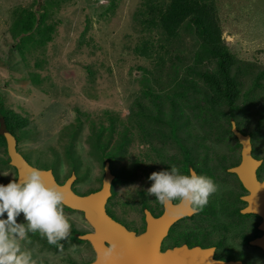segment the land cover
<instances>
[{"label":"rangeland","instance_id":"1","mask_svg":"<svg viewBox=\"0 0 264 264\" xmlns=\"http://www.w3.org/2000/svg\"><path fill=\"white\" fill-rule=\"evenodd\" d=\"M141 2L144 0H0V101L29 121L28 133L20 139L18 151L35 167L49 165L52 175L60 181L74 169L78 180L72 185V190L77 195L99 188L103 175L100 154L91 145V131L101 125L109 126V119L112 118L117 134L127 125L134 101L140 99L144 104L148 103L141 97L146 83L138 67L153 72L154 77L161 75L159 70L154 69L155 61L140 57L133 50L147 38L141 33L134 17ZM214 2L222 39L245 74V89L250 84L251 72L264 69V0ZM37 3L49 5L45 24L54 29L52 39L44 46L39 45L38 34H12V31L18 34L15 22L20 10L30 8L42 13ZM180 42L178 49L182 50L179 54L185 58L181 68L184 70L185 64H191L190 52L197 49L194 48L193 36L187 33L181 36ZM30 49L37 50L28 54ZM157 54L164 56L162 51ZM155 56L156 53H153ZM38 62L40 66L36 67ZM169 62H165L162 71L172 74ZM29 75L37 76L38 81L33 83ZM148 78V86L159 92L152 78ZM260 82L263 89L258 91L262 97L264 80ZM171 87L166 75H163L161 90L167 93ZM260 103L259 100L251 120L257 119ZM184 111L191 115L194 134H204L205 130L199 127L191 109L185 107ZM73 127L77 129L72 140V159H69L63 149L69 140L66 134ZM130 130L134 134L133 143L127 147L126 155L112 159L110 169L113 175H117L123 170L128 171L134 162H140L137 175L143 183L148 148H161L141 143L134 125ZM256 144L254 141L253 149H256ZM259 147L264 148V141ZM164 151V154L172 153L168 146ZM260 155L264 156V151ZM262 169L261 178L264 176ZM13 179H16V174L12 168L0 165V184L5 185ZM126 179L112 188L113 196L117 195L111 202L117 204L128 200L135 186L125 184ZM140 186L136 187L142 190ZM63 210L72 224L71 230L91 232L80 212L69 211L65 207ZM121 217L122 221H129L127 216ZM17 222L25 223L23 213L17 217ZM24 246L31 249L34 256L42 258L43 264H88L95 258L94 252L84 242H64L62 249H54L35 239L31 233ZM251 262L264 264L256 257Z\"/></svg>","mask_w":264,"mask_h":264},{"label":"trees","instance_id":"2","mask_svg":"<svg viewBox=\"0 0 264 264\" xmlns=\"http://www.w3.org/2000/svg\"><path fill=\"white\" fill-rule=\"evenodd\" d=\"M37 6L42 8V13L26 8L16 14L18 20L15 22L17 25L15 31L18 34L14 31L12 34L13 36L38 34L39 45L44 46L52 39L54 29L51 25L45 24L49 5L37 3ZM134 17L141 33L147 35V38L133 49L134 53L155 61L154 69L159 70L161 75L154 77L153 72L142 67L137 68L146 83L141 91V97L148 103L144 104L140 99L134 101L127 125L130 128L133 125L137 128L141 143L145 142L146 145H152L155 140H163V143L170 145L172 142L178 146L189 143L186 146L192 147L198 141L199 149L204 152H207L213 145L230 148L229 158H225L224 155H214L215 161L219 162L218 168L215 167V170L201 169L199 173L207 176L212 175V172L223 173L226 177L238 182L234 175L225 172V169L232 168L240 162V146L231 133L230 120L235 122L241 134L250 136L255 144L257 143L252 156L264 159V156L260 155L264 148L259 147V144L264 141V96L260 97L258 91L263 89L260 81L264 80V69L251 72L250 84L247 88H243L245 74L242 72L240 63L222 39L214 0H144L136 10ZM186 33L193 36L194 48L197 50L190 52V55L192 54L191 64H185L183 70L181 68L185 58L179 54L182 50L178 47L181 44V36ZM35 51L30 49L28 54ZM160 51L164 53L163 57L157 54ZM153 53H156L155 57ZM166 61H170L172 74L162 71ZM39 64L40 62L36 64V67H39ZM163 75H166L169 86H173L167 93L161 90ZM29 77L33 83L38 81L37 76L29 75ZM148 77L152 78L159 92H154L148 86ZM259 100L261 103L258 105L257 119L251 120ZM184 106L191 109L192 116L197 120L199 127L205 130L204 134L194 136L192 129L189 130L191 115L185 114ZM109 121V126L101 125L96 130H92L90 134L91 145L96 153L100 154L102 164L111 162L117 154L124 155L134 138V134L130 132L127 125L121 132L115 134V121L112 118ZM28 126L27 118L6 108L0 101V151L4 156L0 157L2 167L12 168L6 153V137L9 136L15 140L16 149L19 152L18 143L28 133L26 131ZM76 129L77 127H73L66 134L69 140L63 150L69 159H72V140L75 138ZM54 153L56 154L55 151ZM21 156L26 160L23 155ZM188 156L190 154L186 157ZM201 157L204 156L200 154ZM205 159L201 158L200 163ZM27 163L29 164L28 161ZM54 166L56 162L53 164L55 170ZM39 169L53 172L49 165ZM12 170L15 172L14 168ZM71 174L76 175V182L78 175L74 169H71L62 181L53 176L55 181L62 185ZM260 179H264V176ZM8 183L6 182L5 185ZM96 190L79 196H86ZM77 235L81 233L71 230L68 240L61 243H83ZM33 237L54 249L58 248V246L48 244L46 238H42L39 233L33 234Z\"/></svg>","mask_w":264,"mask_h":264},{"label":"flooded vegetation","instance_id":"3","mask_svg":"<svg viewBox=\"0 0 264 264\" xmlns=\"http://www.w3.org/2000/svg\"><path fill=\"white\" fill-rule=\"evenodd\" d=\"M191 129L192 134L198 136L194 134V128L190 125L189 130ZM250 143L251 155H253V150H255L253 147L255 145L251 137ZM186 145H189V143ZM186 145H181V147L174 142L170 145L169 143H163V140H155L151 146H160L161 149L155 150L153 148H148L149 153L146 154L144 163L147 169L144 170L143 183L141 182V178L137 175L138 170L141 168L140 162H134L133 166L128 168V171L123 170L117 175H113L111 172L110 165L112 161L107 162L113 179L110 183V197L107 199L104 207L106 214L113 221L124 227L128 232L133 233L135 236L142 235L146 231L145 212L149 213L151 217L156 219L164 216L169 208L179 206V203L177 202H173L168 206H163L155 200V197H148L146 195V190L152 183L148 180L151 173L167 170L171 165H177L183 172H186L188 169H193L197 174H200L199 172L201 169L215 170V167L218 168L219 162L215 161L214 155H224L225 158H229L231 153L230 148L225 146L217 147L214 145L213 147L211 146L212 148H209L207 152H204L199 149L198 141L192 147H187ZM166 146L172 149V153L164 154L166 153L164 151ZM186 154H190V156L186 157ZM200 154L204 156L201 158H206L205 161L201 163ZM116 156H118V154ZM252 157L261 161V165L256 170V177L258 181L261 182L264 180L260 179V170L262 168V170H264V159L263 157L260 159L255 158L254 156ZM105 163L103 164V175L100 179V187L97 188L96 191L102 186ZM227 170L228 169H225L226 173H228ZM125 177L128 179H126L125 184L128 183V185L132 184V186H135L133 188L134 191L131 189L127 201L123 200L117 202V204L115 201L111 202L112 198H115L117 195L115 193L113 196L112 188L116 185L119 186L122 184ZM209 177L219 184L220 190L209 198V203L202 211L193 213L189 207H186L182 215L178 218L172 219L161 239L159 246L160 252L165 253L179 248H199L211 252L212 257L215 260L226 263L256 264L251 262L255 257L264 262V256L261 250L250 244L254 239H257L262 235L261 231L258 229L261 219L256 215L243 214L241 212L247 206L242 200V197L247 195V191L243 188L238 179V182H236L234 179L223 175V173L212 172V175H209ZM136 186L142 187V190L138 189ZM119 210H122V212L120 213ZM121 215L124 217L127 216L126 219H129V221H122ZM79 233L83 235L89 232ZM78 236L80 235H77V237ZM82 242L87 244L93 251V248L88 242ZM249 256H251V259Z\"/></svg>","mask_w":264,"mask_h":264},{"label":"water","instance_id":"4","mask_svg":"<svg viewBox=\"0 0 264 264\" xmlns=\"http://www.w3.org/2000/svg\"><path fill=\"white\" fill-rule=\"evenodd\" d=\"M230 124L231 133L240 146V162L227 172L235 175L247 191V195L242 197L247 206L241 212L256 215L261 219L258 229L262 235L250 244L260 249L264 256V180L260 182L256 177V170L261 165V161L251 155L250 137L241 134L233 120H230ZM6 153L9 165L16 172V179L34 168L17 152L16 142L9 136L6 137ZM41 171L50 186H57L63 190L65 194L63 207L80 212L92 229L91 233L78 236L79 240L88 242L93 248L95 260L90 264H240L217 261L212 257L211 252L199 248H179L165 253L160 252V242L170 222L182 215L186 209L182 204L169 208L164 216L156 219L145 212L146 231L139 236L128 232L113 221L104 208L110 197V183L113 179L108 163L104 165L101 188L86 196H79L72 191L71 186L76 180L74 174L59 185L50 170ZM110 243H115L117 248L111 256L106 257L104 250Z\"/></svg>","mask_w":264,"mask_h":264},{"label":"clouds","instance_id":"5","mask_svg":"<svg viewBox=\"0 0 264 264\" xmlns=\"http://www.w3.org/2000/svg\"><path fill=\"white\" fill-rule=\"evenodd\" d=\"M148 180L152 182L146 190L148 197H155L163 206L177 202L193 213L202 211L220 190L211 177L193 169L183 172L177 165L151 173ZM64 201L63 190L50 186L39 168L30 169L7 185L0 184V264H43L42 258L24 246L30 233H39L48 244L62 249L61 242L68 240L72 228L63 210ZM21 213L25 223L17 222ZM116 248L110 243L104 255L111 256Z\"/></svg>","mask_w":264,"mask_h":264}]
</instances>
